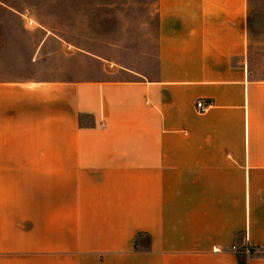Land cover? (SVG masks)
<instances>
[{
	"label": "crops",
	"instance_id": "crops-1",
	"mask_svg": "<svg viewBox=\"0 0 264 264\" xmlns=\"http://www.w3.org/2000/svg\"><path fill=\"white\" fill-rule=\"evenodd\" d=\"M155 6L151 41L101 49L6 5L0 264H264L249 0Z\"/></svg>",
	"mask_w": 264,
	"mask_h": 264
},
{
	"label": "rangeland",
	"instance_id": "rangeland-1",
	"mask_svg": "<svg viewBox=\"0 0 264 264\" xmlns=\"http://www.w3.org/2000/svg\"><path fill=\"white\" fill-rule=\"evenodd\" d=\"M42 1L0 0V18L9 16L6 5H14L25 20L45 24L70 42L101 49L120 42L131 46L149 42L156 34V0H46V7ZM100 1L110 7L106 3L99 7ZM249 4L246 59L252 77L264 79V0ZM9 28L0 25V51L5 47L1 35L10 34ZM16 49L19 59L26 60L28 43L19 42Z\"/></svg>",
	"mask_w": 264,
	"mask_h": 264
},
{
	"label": "built area",
	"instance_id": "built-area-1",
	"mask_svg": "<svg viewBox=\"0 0 264 264\" xmlns=\"http://www.w3.org/2000/svg\"><path fill=\"white\" fill-rule=\"evenodd\" d=\"M210 106H211V104L209 102H207L206 100H203V99H200L196 102V109L200 113H204V112L208 111ZM234 249L237 250L235 247H234ZM243 252L246 255H251L252 253H261L262 250L259 247H257V248H245V249H243Z\"/></svg>",
	"mask_w": 264,
	"mask_h": 264
}]
</instances>
